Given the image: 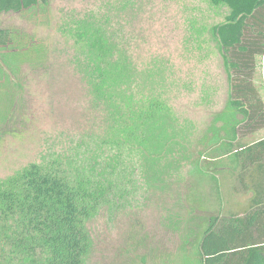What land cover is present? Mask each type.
<instances>
[{
    "label": "rangeland",
    "instance_id": "374dc122",
    "mask_svg": "<svg viewBox=\"0 0 264 264\" xmlns=\"http://www.w3.org/2000/svg\"><path fill=\"white\" fill-rule=\"evenodd\" d=\"M228 12L207 0H48L0 14V31L11 39L0 47V179L49 149L71 151L105 134V112L75 62L74 21L110 17L107 29L145 79L139 98L169 109L160 175L135 155L128 202L102 208L88 224L87 264H200L210 219L249 203L252 192L239 186L228 152L230 128L242 117L229 107V77L212 32ZM255 77L264 96L260 59ZM263 138L264 129L241 139Z\"/></svg>",
    "mask_w": 264,
    "mask_h": 264
},
{
    "label": "trees",
    "instance_id": "16d2710c",
    "mask_svg": "<svg viewBox=\"0 0 264 264\" xmlns=\"http://www.w3.org/2000/svg\"><path fill=\"white\" fill-rule=\"evenodd\" d=\"M207 1L229 10L212 32L229 77V107L242 117L230 128V168L252 197L245 207L210 219L199 261L264 264V138L241 139L264 129V96L255 82L258 59L264 75V0ZM40 4L48 0H0V14ZM109 19L77 20L69 30L77 69L105 112V134L71 151L49 149L40 162L0 179V264H87L93 249L88 224L102 208L128 202L136 156L154 178L161 173L155 164L168 142L163 118L169 109L163 100L139 98L145 79L107 29ZM10 41L9 31L1 30L0 47Z\"/></svg>",
    "mask_w": 264,
    "mask_h": 264
}]
</instances>
